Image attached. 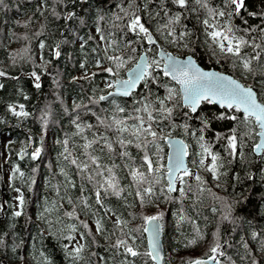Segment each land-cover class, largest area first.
<instances>
[{"label":"snow or ice","instance_id":"1","mask_svg":"<svg viewBox=\"0 0 264 264\" xmlns=\"http://www.w3.org/2000/svg\"><path fill=\"white\" fill-rule=\"evenodd\" d=\"M124 2L127 7L119 5V12L115 14V20L121 23L114 27L119 28L124 36L129 33L134 34V38L124 41V46L131 54L109 55L110 49L119 51L118 42L115 39H108L99 26L96 28L105 46L104 56L97 59L95 65L102 68L104 73L110 74L111 78L105 80L104 89L100 90L108 91L99 95L98 99L90 97L89 104L74 102L72 118V124L76 129L74 136L79 137L82 143L79 146L70 144L71 138L60 141L63 145L60 156L67 166L75 169L74 175H79L81 178L79 185L81 195L75 200L67 197V204L71 210L64 211V215L79 220V224L88 230L86 233L79 232L80 238L92 237V243H96L97 234L110 239L118 232L119 235L109 248L119 252L121 256L119 264H136L135 258L140 256H146L161 264L164 259L161 245L164 212L133 216V219L138 218L142 223L136 227H129V220L108 208L107 202L110 197L122 198L124 201L132 197L136 203L144 207L154 204L161 198L173 201L191 192V185L188 183L190 178H194L197 182L198 191L206 190L203 187L206 184L205 179L186 163V158L189 157V144L183 139L174 138L168 129L182 127L186 135L196 139L200 147V159L198 162L195 160L191 162L211 173L213 179L218 180L225 174L221 172L224 160L220 152L214 151L212 142L205 139V132L211 131L212 125L217 121L237 122V126L230 128L227 133H215L217 141H226L225 152L229 164L233 160L244 159L243 149L248 141H252L251 152L264 162V101L261 100V96H264V8L259 12L250 10V0H220L219 5L214 0H143L142 6L137 0H124ZM71 3L74 5L75 0H71ZM154 3L157 9L155 12L152 10ZM260 3L264 5V0H260ZM63 4L64 0H53L51 15L54 18H61L62 13L57 11V6ZM3 5L4 0H0V6ZM48 8L49 0H41L36 11L23 23V26L28 27L37 14L47 20L45 12ZM192 14H195L196 24L190 28L188 21L192 19ZM75 17V12L63 13V18L67 21H72ZM99 18L104 20V16ZM250 18H256L260 22L255 25L250 24ZM236 19L241 23H234ZM152 21H156L155 27ZM16 23L20 22L16 21ZM196 25L199 27L197 28ZM45 27L46 24L42 23L40 30L33 35L42 36ZM200 35L204 37L203 43ZM23 39H28L27 34ZM88 39L93 37L89 36ZM161 41L189 49V54L181 58L167 52ZM145 42L151 47H145L144 53L135 59L137 48L133 47V44L143 47ZM86 43L87 40L81 43V49ZM39 47L45 48L43 40L39 41ZM200 47H205L208 50L206 55L216 57L218 63L223 58L231 63L233 69L241 70L242 75H251L256 83L245 84L232 75L204 70L198 63V60L203 59L198 52ZM59 48L58 43L52 50L55 57L61 56ZM27 50L25 48L22 51ZM93 52L98 54V49H93ZM41 59L44 60V57L41 56ZM105 60L110 66H103ZM13 63H15L14 56ZM49 64H51L50 60H44V64L41 65L44 71H47ZM81 67H85V64H81ZM121 70L126 73L124 77H121ZM157 70H162L163 77L169 78L178 87L170 83H161ZM7 75L6 71L0 70V77ZM30 75L35 88L39 89L41 75L35 70ZM96 75L97 73H92L90 77L85 74L82 79H90ZM153 86L163 87L165 94L161 96L158 92H154ZM2 88L4 84L0 83V89ZM21 95L27 99L23 92ZM115 96L132 98L131 111L117 104L115 99L111 101L114 106L112 110L93 111V106L100 101H107ZM202 104L219 105L222 111L205 112L201 107ZM7 107L16 117L25 118L30 115L23 103L8 104ZM178 108L187 109L180 113L185 121L182 125H177L174 119ZM82 110H86L95 118V124L84 122L81 116ZM193 119L199 121V128L190 126L188 121ZM43 120L46 127L47 113ZM42 149V145L37 146L30 154L31 159H38ZM132 149H135V152ZM106 150L107 155H105ZM104 159L109 162L103 163ZM116 159L123 163L117 164ZM206 160L210 162L206 163ZM32 171L35 172L36 169ZM60 171L71 188L78 187L64 168ZM17 173L21 178L25 176L19 167L15 166L10 179H16ZM247 178L253 179L251 174ZM236 179H239L238 175ZM28 180L30 184L35 183L31 177H28ZM15 191L17 210L12 214L20 217L24 214L25 196L20 188H15ZM173 193H178V196L173 197ZM213 196L220 200L226 209L222 220H230L232 205L226 202L225 197H217L214 193ZM94 206L95 210H93ZM0 208H3V205H0ZM78 209L80 212L98 216L94 221L95 233L87 221L80 220ZM50 210L46 208L45 212ZM212 210L217 211L216 208ZM110 213L115 217L114 221L109 216ZM106 216L109 217V222L113 224L115 230L110 236H105L103 221ZM43 218L42 214L41 219ZM185 219L184 215H179V221L183 222ZM68 228L69 235L65 239L72 242L76 239L73 233L78 232V226L70 224ZM144 234H147L148 250L141 252L137 242L142 240ZM214 236L215 239L203 257L189 258L185 264H222L219 258L225 255V246L220 242L219 229ZM203 238L199 228H195L191 239L185 237L187 243L184 246L196 245ZM251 239L259 243L258 251L262 254L259 259L252 258L251 264H264V231H253ZM242 241L245 256L251 257L253 250L250 242L243 238ZM4 245L5 239L0 236V247ZM63 247L75 264L86 245L77 241L70 249L67 243ZM13 250L15 251V248ZM115 254L114 252V257ZM92 255L97 257V264H107L106 256L98 253ZM44 264H52V261L45 257Z\"/></svg>","mask_w":264,"mask_h":264},{"label":"trees","instance_id":"2","mask_svg":"<svg viewBox=\"0 0 264 264\" xmlns=\"http://www.w3.org/2000/svg\"><path fill=\"white\" fill-rule=\"evenodd\" d=\"M52 2L53 0H49V8L45 12L48 19L45 20L37 14L28 27H24L23 23L33 15L41 0H4V5L0 6V70L8 73L7 76L0 77V83L4 84V88L0 89V205H3V208H0V236L5 239V245L0 247V264H44L45 257L51 260L52 264H73V258L68 256L63 245L67 243L70 249L77 241L84 243L86 247L75 264H97V257L92 253L106 256L107 264H119L121 259L119 252L109 248L119 235L118 232L110 239L97 234L96 243H92V237L80 238L79 232L86 233L88 230L79 224V220L64 215V211L71 210L67 204V197L75 200L81 195L79 191L81 178L79 175H74L75 169L67 166L60 156L63 151L60 141L71 138L70 144L79 146L82 143L79 137L74 136L76 131L72 124L74 102L89 104L90 97L98 99L99 95L108 91H100L104 89L101 81L111 76L95 65V61L104 56L105 46L96 28L99 26L108 39H115L118 42L119 51L110 49L109 55L131 54L124 46V41L134 38V34L129 33L124 36L119 28L114 27L121 23L115 20V14L119 12L118 6L127 7V5L124 0H75L74 5L71 0H64L63 5L57 6V11L62 13L61 18L57 19L51 15ZM214 2L219 5L220 0H214ZM137 3L142 6L143 0H137ZM262 8L264 5L260 3V0H250V10L259 12ZM152 10L153 12L157 10L155 3L152 5ZM66 12H75L76 17L72 21H67L63 18V13ZM100 16H104V20H100ZM16 21L20 23L17 24ZM259 22L256 18L249 19V23L253 25ZM42 23L46 24L43 35L34 36L33 34L40 30ZM151 23L155 27L156 21ZM234 23L240 24L241 21L236 19ZM195 24V14H192L188 26L191 28ZM196 27L198 28L199 25ZM25 34L28 36L27 40L23 39ZM89 36L93 39H88ZM40 40L45 43L44 49L39 47ZM84 40H87V43L81 49V43ZM200 40L203 43V35H200ZM58 43L61 56L55 57L52 50ZM161 43L166 50L176 55L189 54V49L172 46L163 41ZM133 47L137 48L135 54V59H137L145 47L151 46L145 42L143 47L136 44H133ZM25 48L28 50L22 51ZM93 49H98V54L93 52ZM207 51L205 47L198 49L200 56L203 57L198 62L204 67H215L229 72L245 84L256 83L251 75L244 76L241 70L233 69L227 60L221 58L218 63L216 57L206 55ZM16 53L19 54L16 55ZM13 56L15 63H13ZM41 56L44 60L51 61V64L47 65V71L41 67L44 64ZM81 64H85V67L82 68ZM103 66L110 65L105 60ZM34 70L41 75L39 89L35 88L30 75ZM89 70H94L91 74L97 73V75L90 79L79 77L80 73ZM157 74L160 76L161 83H170L178 87L175 82L163 77L162 70H157ZM125 75L124 70H121V76ZM153 91L161 96L165 94L163 87L153 86ZM21 92L27 96V99L23 98ZM112 99L131 111L132 98L128 97L100 101L99 104L93 106V111L112 110L114 108L111 103ZM261 100H264V96H261ZM18 103L25 104V110L30 113L28 117H16L8 110V104ZM201 107L205 112L222 111L217 105L202 104ZM186 110L184 108L176 110L177 114L174 119L177 125L185 122L180 113ZM46 113L48 123L45 127L43 118ZM81 116L85 123L95 124L96 122L86 110H82ZM188 123L192 128L200 127L199 121L195 119ZM236 126L237 122L234 121H217L212 125L211 131L205 132L206 141L212 142L213 150L220 152L224 160L221 172L225 174L221 175L218 180L213 179L211 173L198 168L191 162L193 160L198 162L200 159V147L196 139L186 135L182 127L168 129L173 136H179L189 144V166L205 179L206 184L203 186L205 191H198L197 182L194 178H190L188 183L191 185V192L173 201L161 198L154 204L141 207L132 197H129L127 201L117 197L109 198L106 206L129 220V227H136L142 223L138 218L133 219V216L139 217L157 212L150 210L151 208L164 212L162 223L165 257L163 264H176V261L177 264H185L189 258L203 257L215 239L214 234L217 229H219L220 242L225 246V255L219 258L222 264H251L252 258L259 259L262 255L258 251L259 243L251 239V233L264 231V162L251 152L252 141H248L243 149L244 159L233 160L229 164V158L225 152L226 141L215 139L216 132L227 133L230 128ZM40 145L43 146L41 156L32 160L30 154ZM27 149L28 153H26ZM72 150L76 151V149ZM167 150L165 146V152ZM132 151L135 152V149ZM105 155H107V150ZM207 161L210 162V160ZM102 162L108 163L109 161L104 159ZM115 162L123 163L119 159ZM15 166H18L25 174L23 178L17 173L16 179H10ZM61 168L68 172L69 177L77 184V188H71L68 185L65 176L60 171ZM32 169L36 171L33 172ZM249 174L252 175V180L247 178ZM28 177L35 180V183L30 184ZM15 188H20L25 196L24 214L20 217L12 214L17 210ZM213 193L217 197H225L226 202L232 205L230 220H222L226 209L220 200L215 199ZM172 196L177 197L178 193H173ZM92 203L94 204V201ZM46 208L51 210L45 212ZM213 208L217 211L214 212ZM42 214L43 219H41ZM78 214L80 220L87 221L95 233L94 221L98 216L80 212L79 209ZM178 214L184 215L186 219L183 222L179 221ZM109 216L113 221L115 220L111 213ZM103 223L106 229L105 236H110L115 230L108 216L104 217ZM70 224L78 226V232L73 233L76 239L72 242L65 239L69 235L68 225ZM195 228H199L204 238L196 245L185 247L187 243L185 237L191 239ZM242 238L251 244L253 250L251 257L245 256ZM137 243L140 245L141 252L148 250L145 234ZM135 260L136 264H157L146 256L137 257Z\"/></svg>","mask_w":264,"mask_h":264},{"label":"water","instance_id":"3","mask_svg":"<svg viewBox=\"0 0 264 264\" xmlns=\"http://www.w3.org/2000/svg\"><path fill=\"white\" fill-rule=\"evenodd\" d=\"M165 49V48H164ZM166 50V49H165ZM167 52H171V53H173L174 55H176L174 52H172V51H170V50H166ZM144 53V51H142L141 52V54L140 55H142ZM139 55V56H140ZM176 56H178V57H181V58H184L185 56H179V55H176ZM139 58V57H138ZM137 58V59H138ZM199 64H200V62H198ZM200 66L201 67H203L204 68V70H206V71H209V70H211V71H219V72H222V73H225V74H227V75H232L233 76V78H235V79H237V80H239L238 78H236L233 74H231V73H229V72H226V71H222V70H220V69H218V68H215V67H204L202 64H200ZM241 83H243L241 80H239ZM139 90V89H138ZM117 97H120V96H115V97H113V98H117ZM110 99V98H109ZM218 107H219V105H217ZM174 138H177V139H183V138H181V137H179V136H173ZM184 141H185V143H187V141L185 140V139H183ZM188 144V143H187ZM168 151V150H167ZM26 153H28V149L26 150ZM186 163L188 164V166H189V161H188V158H186ZM190 167V166H189ZM146 235V239H147V234H145ZM161 245H162V253H163V256L165 257V249H164V240H163V231H162V233H161ZM147 246H148V240H147ZM163 262H164V259H163V261L161 262V264H163ZM157 263V262H156Z\"/></svg>","mask_w":264,"mask_h":264},{"label":"rangeland","instance_id":"4","mask_svg":"<svg viewBox=\"0 0 264 264\" xmlns=\"http://www.w3.org/2000/svg\"><path fill=\"white\" fill-rule=\"evenodd\" d=\"M94 71V70H89L88 72H84V73H80L79 74V77H83L85 76V74H91V72ZM123 77V76H121ZM108 79V78H104L102 81H101V84L104 86V83H105V80ZM2 162H5V160H2ZM206 163H209L207 160H206ZM192 166V165H191ZM193 167V166H192ZM194 168V167H193ZM150 210H154V211H158L157 209H150ZM176 264H177V261H176Z\"/></svg>","mask_w":264,"mask_h":264}]
</instances>
